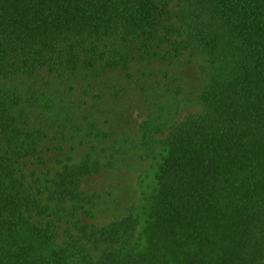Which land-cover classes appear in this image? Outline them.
<instances>
[{"label": "trees", "instance_id": "1", "mask_svg": "<svg viewBox=\"0 0 264 264\" xmlns=\"http://www.w3.org/2000/svg\"><path fill=\"white\" fill-rule=\"evenodd\" d=\"M126 159L133 212L86 222ZM0 264H264V0H0Z\"/></svg>", "mask_w": 264, "mask_h": 264}, {"label": "rangeland", "instance_id": "2", "mask_svg": "<svg viewBox=\"0 0 264 264\" xmlns=\"http://www.w3.org/2000/svg\"><path fill=\"white\" fill-rule=\"evenodd\" d=\"M141 69L142 67L140 68L138 65H132L130 73L134 75V77H138V72ZM161 69L163 70V67ZM168 70L175 79H179L178 81L184 86L186 91L195 88L196 76L191 66L183 61H178L173 66L169 67ZM178 81L176 82L178 83ZM104 82L108 86H121L126 83L124 74L121 72L106 73ZM128 97H125V100L126 98L128 99ZM119 102L120 101L116 100L114 104H118ZM126 102L128 105H131V108L133 107L132 109L140 107L139 102L135 98ZM187 109L188 110L183 111L181 114L188 113L190 108ZM139 112H141V110ZM132 113L129 118L130 122L128 119L121 122V125L118 127L121 131H126L131 134L134 133L139 118H136V112ZM144 168L145 161L126 159L118 169L113 171H102L98 175L84 180L82 182V189L86 193L96 195L97 197L91 215L88 219H85V221L97 227H105L133 212L135 206L138 204L141 192L138 186V175Z\"/></svg>", "mask_w": 264, "mask_h": 264}]
</instances>
